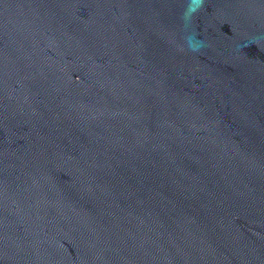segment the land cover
Returning a JSON list of instances; mask_svg holds the SVG:
<instances>
[{"label": "water", "instance_id": "obj_1", "mask_svg": "<svg viewBox=\"0 0 264 264\" xmlns=\"http://www.w3.org/2000/svg\"><path fill=\"white\" fill-rule=\"evenodd\" d=\"M0 264H264V0H0Z\"/></svg>", "mask_w": 264, "mask_h": 264}]
</instances>
